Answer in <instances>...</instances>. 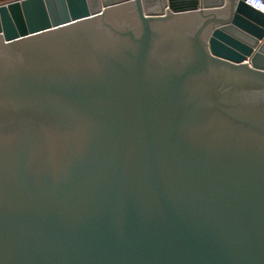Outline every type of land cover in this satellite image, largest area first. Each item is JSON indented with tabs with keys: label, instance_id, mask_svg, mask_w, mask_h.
I'll return each mask as SVG.
<instances>
[{
	"label": "water",
	"instance_id": "obj_1",
	"mask_svg": "<svg viewBox=\"0 0 264 264\" xmlns=\"http://www.w3.org/2000/svg\"><path fill=\"white\" fill-rule=\"evenodd\" d=\"M0 264H264V12L0 3Z\"/></svg>",
	"mask_w": 264,
	"mask_h": 264
},
{
	"label": "built area",
	"instance_id": "obj_2",
	"mask_svg": "<svg viewBox=\"0 0 264 264\" xmlns=\"http://www.w3.org/2000/svg\"><path fill=\"white\" fill-rule=\"evenodd\" d=\"M246 3L264 12V0H246Z\"/></svg>",
	"mask_w": 264,
	"mask_h": 264
},
{
	"label": "bare ground",
	"instance_id": "obj_3",
	"mask_svg": "<svg viewBox=\"0 0 264 264\" xmlns=\"http://www.w3.org/2000/svg\"><path fill=\"white\" fill-rule=\"evenodd\" d=\"M32 17H34V16L28 12V19L31 20L32 23H33V19H32Z\"/></svg>",
	"mask_w": 264,
	"mask_h": 264
},
{
	"label": "crops",
	"instance_id": "obj_4",
	"mask_svg": "<svg viewBox=\"0 0 264 264\" xmlns=\"http://www.w3.org/2000/svg\"><path fill=\"white\" fill-rule=\"evenodd\" d=\"M7 1H10V0H0V3H4V2H7Z\"/></svg>",
	"mask_w": 264,
	"mask_h": 264
}]
</instances>
